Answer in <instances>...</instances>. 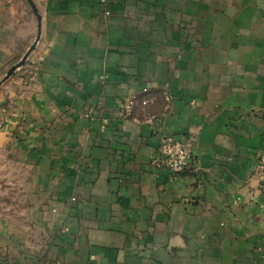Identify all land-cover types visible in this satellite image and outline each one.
<instances>
[{
	"label": "crops",
	"instance_id": "1",
	"mask_svg": "<svg viewBox=\"0 0 264 264\" xmlns=\"http://www.w3.org/2000/svg\"><path fill=\"white\" fill-rule=\"evenodd\" d=\"M33 1L0 85V264H264V0ZM38 29L0 0V80ZM166 135L180 173L151 163Z\"/></svg>",
	"mask_w": 264,
	"mask_h": 264
},
{
	"label": "built area",
	"instance_id": "2",
	"mask_svg": "<svg viewBox=\"0 0 264 264\" xmlns=\"http://www.w3.org/2000/svg\"><path fill=\"white\" fill-rule=\"evenodd\" d=\"M100 6L103 8L104 14L111 13L108 8L109 0H98ZM134 98L121 104V107L130 112L133 108ZM144 104L148 101L144 100ZM191 160L190 151L187 146L173 135H166L161 138L158 151L151 158V163L158 169H167L173 173H180L184 171ZM255 172L264 185V149L260 155L259 160L255 166Z\"/></svg>",
	"mask_w": 264,
	"mask_h": 264
},
{
	"label": "water",
	"instance_id": "3",
	"mask_svg": "<svg viewBox=\"0 0 264 264\" xmlns=\"http://www.w3.org/2000/svg\"><path fill=\"white\" fill-rule=\"evenodd\" d=\"M33 10V12L35 13L37 19H38V34L37 37L35 39V41L33 42V44L29 47V49L26 51V53L23 55V57L15 64H13L8 71L6 72V74L4 75V77L0 80V85L5 82L6 80H8L10 77H12L14 74H16L20 69H22L26 63L27 60L29 58V56L31 55V53L33 52V50L36 48V45L40 39V35H41V25H42V16L39 13L38 7L35 4V2L33 0H27Z\"/></svg>",
	"mask_w": 264,
	"mask_h": 264
},
{
	"label": "rangeland",
	"instance_id": "4",
	"mask_svg": "<svg viewBox=\"0 0 264 264\" xmlns=\"http://www.w3.org/2000/svg\"><path fill=\"white\" fill-rule=\"evenodd\" d=\"M29 3V2H28Z\"/></svg>",
	"mask_w": 264,
	"mask_h": 264
}]
</instances>
